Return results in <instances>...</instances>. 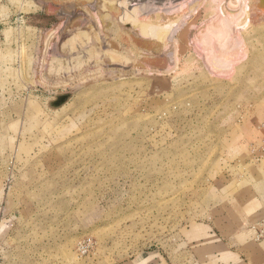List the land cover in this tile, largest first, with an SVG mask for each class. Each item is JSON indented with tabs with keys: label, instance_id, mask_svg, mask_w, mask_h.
I'll return each mask as SVG.
<instances>
[{
	"label": "rangeland",
	"instance_id": "rangeland-1",
	"mask_svg": "<svg viewBox=\"0 0 264 264\" xmlns=\"http://www.w3.org/2000/svg\"><path fill=\"white\" fill-rule=\"evenodd\" d=\"M257 3L0 1V264H219L224 239L259 242ZM225 36L219 69L203 40Z\"/></svg>",
	"mask_w": 264,
	"mask_h": 264
},
{
	"label": "bare ground",
	"instance_id": "bare-ground-1",
	"mask_svg": "<svg viewBox=\"0 0 264 264\" xmlns=\"http://www.w3.org/2000/svg\"><path fill=\"white\" fill-rule=\"evenodd\" d=\"M253 13H255L257 16H259V17H261V18H264V0H258V3L256 4V5H254V7H253ZM224 19V18H223ZM186 22V21H185ZM175 23H176V21H175ZM179 23H180V21H179ZM187 23V22H186ZM174 24V23H173ZM181 24V23H180ZM182 24H184V23H182ZM175 26V28L173 29V32H172V35H173V38L175 39V42L174 43H177L175 46L176 47H179L180 48V46L181 45H186V43L185 42H188V41H185V33L187 32V30L189 29V27H190V25H185V28H180V27H177L176 28V24H174ZM179 25V24H178ZM209 25V24H208ZM182 26V25H181ZM184 26V25H183ZM217 26V25H216ZM181 29V31H179V32H177L178 30H180ZM212 28V27H211ZM214 29L216 28V27H213ZM230 29V26H229V24L225 21V22H222L221 23V26H219L218 28H217V30H215V31H217V34L218 35H215V33L212 35L213 36V38H214V36H216V39H217V36H218V38L220 39L221 37L223 38L224 37V34L226 35H228V31H230L229 30ZM207 31H208V29H207ZM212 33H213V29H212V31H211ZM209 33H210V31H209ZM211 35V34H210ZM226 35V36H227ZM205 36H206V34H205ZM225 36V38L227 39V37ZM230 37V36H229ZM208 38V37H207ZM207 38H205L204 40H203V43H204V45H206V46H204V47H206V52H207V50H209L208 52H212L213 50H214V52H215V50L216 49H214L215 47H213V49L211 48L212 46L210 45V43H209V39H207ZM221 38V39H222ZM199 38H197V40H198ZM221 39H220V41H221ZM226 39H223V41L224 40H226ZM218 40V39H217ZM232 40V39H231ZM229 41L230 40H226L225 42H222L223 43V45H221V46H219V47H222V48H226V52H221L219 55H217L216 53H217V51L215 52V54H211V53H209V56L207 57V58H205V61H206V63L207 62H211V64L213 65V66H215L216 68H221V67H223L224 66V64L226 63V61H228L227 62V64H229V60H228V57H229V55H227L226 53H227V50L229 49V47L231 46V45H233L231 42L233 41H231L230 43H231V45L229 46ZM235 41V40H234ZM219 42V41H218ZM96 43V42H95ZM220 43V42H219ZM229 43V44H228ZM234 43V42H233ZM179 44V45H178ZM235 44V43H234ZM202 45V44H201ZM213 45V44H212ZM217 46V45H216ZM225 46V47H224ZM182 47V49H181V51H178L179 50V48H178V52H181L182 54H184L183 52H182V50H183V47L184 46H181ZM203 47V46H202ZM203 47V48H204ZM232 47V46H231ZM159 48H161V46L159 47ZM221 48V49H222ZM237 48V47H236ZM153 49H155V48H153ZM185 49V48H184ZM217 49H218V47H217ZM188 50V49H187ZM186 50V51H187ZM212 50V51H211ZM222 50H225V49H222ZM160 51V50H159ZM177 51H175L177 54H178V52ZM205 51V50H204ZM231 51V50H230ZM220 52V51H219ZM237 52V51H236ZM175 53V54H176ZM176 54V55H177ZM206 54V53H205ZM211 54V55H210ZM235 54H237V53H235ZM235 54H234V56H235ZM179 56H181L182 57V55H180L179 54ZM207 56V55H206ZM171 57V56H170ZM178 57V56H177ZM176 57V58H177ZM231 57V56H230ZM103 58V57H102ZM241 58V57H240ZM179 59V58H178ZM181 59V58H180ZM207 59V60H206ZM179 61V60H178ZM232 62V61H231ZM203 63H205L204 61H203ZM205 63V64H206ZM237 63V62H236ZM204 64V65H205ZM209 64V63H208ZM210 65V64H209ZM208 65V66H209ZM212 65L210 66V67H212ZM227 67V66H226ZM231 67V66H230ZM215 68V69H216ZM219 68V69H220ZM231 69V68H230ZM212 70H214L213 68H212ZM212 70H210V71H212ZM236 70H238V69H236ZM234 71V70H233ZM240 71V70H239ZM230 72V71H229ZM123 73V72H122ZM217 73H218V69H217ZM217 73H216V75H217ZM217 76H224V74L223 73H219ZM227 76V75H226ZM172 78V77H171ZM162 86H163V84H162ZM164 88V87H163Z\"/></svg>",
	"mask_w": 264,
	"mask_h": 264
},
{
	"label": "crops",
	"instance_id": "crops-1",
	"mask_svg": "<svg viewBox=\"0 0 264 264\" xmlns=\"http://www.w3.org/2000/svg\"><path fill=\"white\" fill-rule=\"evenodd\" d=\"M258 202L259 201H254L253 203V206H255L253 211L255 210V212H257L258 209ZM256 215H258V213ZM236 244L237 241H235V239H224V244L219 243L218 245H225L228 247L222 256L219 255L216 257V262L219 264H264V241H259L256 243L249 242V248L247 254L244 255V257L241 256L240 249L238 247L234 249Z\"/></svg>",
	"mask_w": 264,
	"mask_h": 264
},
{
	"label": "built area",
	"instance_id": "built-area-1",
	"mask_svg": "<svg viewBox=\"0 0 264 264\" xmlns=\"http://www.w3.org/2000/svg\"><path fill=\"white\" fill-rule=\"evenodd\" d=\"M2 1V0H0ZM264 239V222H262L255 231V240L260 241Z\"/></svg>",
	"mask_w": 264,
	"mask_h": 264
}]
</instances>
